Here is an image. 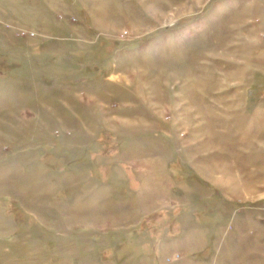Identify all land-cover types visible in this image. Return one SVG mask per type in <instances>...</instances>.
<instances>
[{
  "label": "rangeland",
  "instance_id": "374dc122",
  "mask_svg": "<svg viewBox=\"0 0 264 264\" xmlns=\"http://www.w3.org/2000/svg\"><path fill=\"white\" fill-rule=\"evenodd\" d=\"M0 264H264V0H0Z\"/></svg>",
  "mask_w": 264,
  "mask_h": 264
}]
</instances>
